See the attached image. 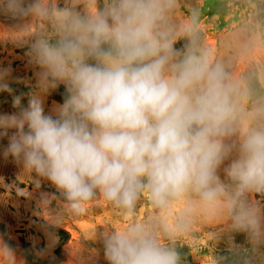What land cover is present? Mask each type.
Returning a JSON list of instances; mask_svg holds the SVG:
<instances>
[{"label":"clouds","instance_id":"clouds-1","mask_svg":"<svg viewBox=\"0 0 264 264\" xmlns=\"http://www.w3.org/2000/svg\"><path fill=\"white\" fill-rule=\"evenodd\" d=\"M174 5L0 0V15L53 29L28 51L39 92L0 114L2 155L51 182L73 216L97 200L120 210L124 222L101 236L106 264H181L175 240L204 212L227 216L253 253L264 248V212L248 200L264 194V107L244 118L239 83L203 48H175ZM7 76L0 91H12ZM60 85L63 103L46 113L44 95ZM145 201L159 217L139 212ZM0 257L15 264L8 245Z\"/></svg>","mask_w":264,"mask_h":264},{"label":"rangeland","instance_id":"rangeland-1","mask_svg":"<svg viewBox=\"0 0 264 264\" xmlns=\"http://www.w3.org/2000/svg\"><path fill=\"white\" fill-rule=\"evenodd\" d=\"M53 3L77 10L93 6V0ZM169 17L177 50L203 48L239 83L244 118L264 107V0H175ZM189 26L191 35L185 32ZM42 33L53 35L49 22L0 15V70H8L6 82L12 90L0 91V114L18 111L13 96L22 95L21 103L27 106L29 95L39 92L38 69L28 51ZM64 97L63 85L49 90L44 95L46 113ZM7 143V138H0V245L15 251V264H106L101 236L124 222L120 210L97 200L83 214H69L51 182L3 157ZM248 200L264 212V194L251 193ZM139 212L145 218L160 216L147 201ZM229 236L240 246L238 251L231 249ZM175 246L181 264H264V248L253 253L242 234L232 233L224 215L197 213ZM0 264H5L2 257Z\"/></svg>","mask_w":264,"mask_h":264}]
</instances>
